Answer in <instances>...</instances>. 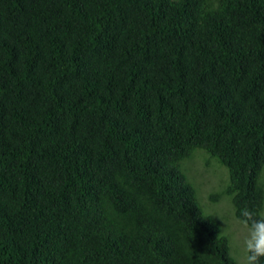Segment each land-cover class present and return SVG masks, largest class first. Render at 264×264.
Returning a JSON list of instances; mask_svg holds the SVG:
<instances>
[{
  "label": "trees",
  "instance_id": "obj_1",
  "mask_svg": "<svg viewBox=\"0 0 264 264\" xmlns=\"http://www.w3.org/2000/svg\"><path fill=\"white\" fill-rule=\"evenodd\" d=\"M196 150L264 219V0H0V264H237Z\"/></svg>",
  "mask_w": 264,
  "mask_h": 264
},
{
  "label": "rangeland",
  "instance_id": "obj_2",
  "mask_svg": "<svg viewBox=\"0 0 264 264\" xmlns=\"http://www.w3.org/2000/svg\"><path fill=\"white\" fill-rule=\"evenodd\" d=\"M180 168L188 182L197 191L198 202L204 213L220 223L222 235L226 236L230 242L232 258L237 264H243L244 253L241 242L246 235V230L235 217L231 197L225 194L229 185L228 170L217 159L210 158L203 150H196L190 158L181 163ZM261 183L264 186V170ZM218 196L221 197L218 199Z\"/></svg>",
  "mask_w": 264,
  "mask_h": 264
},
{
  "label": "clouds",
  "instance_id": "obj_3",
  "mask_svg": "<svg viewBox=\"0 0 264 264\" xmlns=\"http://www.w3.org/2000/svg\"><path fill=\"white\" fill-rule=\"evenodd\" d=\"M241 215L240 223L246 230L241 242L243 264H260V259L264 257V219H254L248 210Z\"/></svg>",
  "mask_w": 264,
  "mask_h": 264
}]
</instances>
